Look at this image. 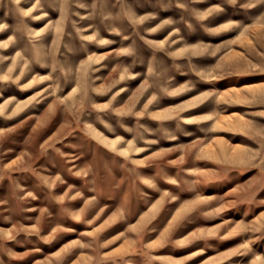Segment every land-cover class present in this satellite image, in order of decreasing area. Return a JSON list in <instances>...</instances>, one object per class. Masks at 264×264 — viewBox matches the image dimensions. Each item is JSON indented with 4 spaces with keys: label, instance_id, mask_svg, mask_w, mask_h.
<instances>
[{
    "label": "rangeland",
    "instance_id": "374dc122",
    "mask_svg": "<svg viewBox=\"0 0 264 264\" xmlns=\"http://www.w3.org/2000/svg\"><path fill=\"white\" fill-rule=\"evenodd\" d=\"M0 264H264V0H0Z\"/></svg>",
    "mask_w": 264,
    "mask_h": 264
},
{
    "label": "bare ground",
    "instance_id": "6f19581e",
    "mask_svg": "<svg viewBox=\"0 0 264 264\" xmlns=\"http://www.w3.org/2000/svg\"><path fill=\"white\" fill-rule=\"evenodd\" d=\"M195 252V251H194Z\"/></svg>",
    "mask_w": 264,
    "mask_h": 264
}]
</instances>
